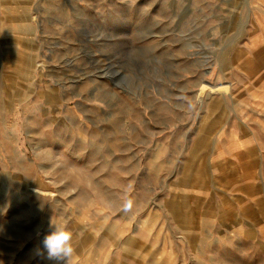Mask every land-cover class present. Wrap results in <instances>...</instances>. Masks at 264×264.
<instances>
[{"label":"rangeland","instance_id":"rangeland-1","mask_svg":"<svg viewBox=\"0 0 264 264\" xmlns=\"http://www.w3.org/2000/svg\"><path fill=\"white\" fill-rule=\"evenodd\" d=\"M57 220L70 264H264V0H0V264Z\"/></svg>","mask_w":264,"mask_h":264},{"label":"clouds","instance_id":"clouds-1","mask_svg":"<svg viewBox=\"0 0 264 264\" xmlns=\"http://www.w3.org/2000/svg\"><path fill=\"white\" fill-rule=\"evenodd\" d=\"M52 231L43 239V249L49 260L64 262L70 264V260L74 255V247L72 244V232L67 227V222L57 220L51 222Z\"/></svg>","mask_w":264,"mask_h":264},{"label":"bare ground","instance_id":"bare-ground-1","mask_svg":"<svg viewBox=\"0 0 264 264\" xmlns=\"http://www.w3.org/2000/svg\"><path fill=\"white\" fill-rule=\"evenodd\" d=\"M226 88V87H225ZM213 89V88H212ZM44 194H46V192H44Z\"/></svg>","mask_w":264,"mask_h":264}]
</instances>
